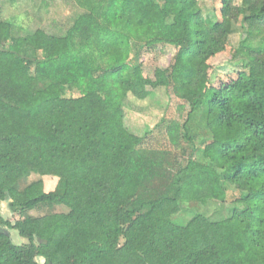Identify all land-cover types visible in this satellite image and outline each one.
<instances>
[{"label":"trees","instance_id":"obj_1","mask_svg":"<svg viewBox=\"0 0 264 264\" xmlns=\"http://www.w3.org/2000/svg\"><path fill=\"white\" fill-rule=\"evenodd\" d=\"M67 1L82 11L60 35H13L0 19V205L20 217L10 224L0 210V264H264V0H219L212 24L198 0ZM237 30L236 75L214 84L208 61ZM157 46L175 49L172 63L138 76L143 49ZM161 87L188 107L166 130L172 145H194L178 169L125 126L128 96ZM230 190L238 197L219 220L162 214L165 203H224ZM44 205L68 211L27 214Z\"/></svg>","mask_w":264,"mask_h":264},{"label":"rangeland","instance_id":"obj_2","mask_svg":"<svg viewBox=\"0 0 264 264\" xmlns=\"http://www.w3.org/2000/svg\"><path fill=\"white\" fill-rule=\"evenodd\" d=\"M236 4L241 0H235ZM202 10L204 20L212 24L211 18L218 15L219 0H198ZM81 9L74 3L67 0H0V19L12 21L14 25L13 35H27L37 29H41L51 34H63L68 28L74 17L81 13ZM240 38V31H236L230 36L225 51L218 54L208 61V73L212 74L214 84L222 80L234 79L236 68L230 64V59L234 48ZM175 49L170 46H157L150 49H143L140 56L138 76L152 78L154 70L164 69L170 66ZM27 81V80H26ZM25 81V82H26ZM27 83V82H26ZM17 85L18 90H26L24 85ZM67 97H75L77 93L69 91ZM20 106H26V98L22 96ZM23 101V102H22ZM124 121L126 128L133 134L145 137L143 152L159 161L169 169H178L183 166L193 153L194 145L179 139L176 145H172L166 133L167 128L172 124H183L188 113L187 105L176 98L171 89L156 88L151 89L150 95L142 101L136 100L132 96L123 103ZM197 120V119H196ZM198 121V120H197ZM196 123V122H195ZM195 125V124H194ZM196 140H200L201 131L193 126ZM182 132L179 131V137ZM197 140V141H198ZM39 176H31L26 182L21 183L20 187L39 180ZM45 185V186H44ZM43 190L49 191L54 183L51 178H44ZM238 197V193L230 190L224 203H210L208 206H194L183 208L182 210L173 203L162 205V214L177 225H185L195 213L206 212L214 220H219L227 215V211L232 206L231 203ZM3 218L13 224L20 217L10 212L8 202L0 205ZM243 210V209H242ZM68 209L64 206H38L36 209L27 212L32 217H40L52 213H66ZM248 213V211L243 210ZM7 234L16 246L27 243V240L20 237L16 230L5 229Z\"/></svg>","mask_w":264,"mask_h":264},{"label":"water","instance_id":"obj_3","mask_svg":"<svg viewBox=\"0 0 264 264\" xmlns=\"http://www.w3.org/2000/svg\"><path fill=\"white\" fill-rule=\"evenodd\" d=\"M38 261H39L41 264H44V260H43V258H38Z\"/></svg>","mask_w":264,"mask_h":264}]
</instances>
